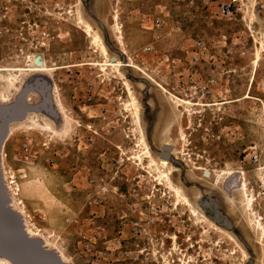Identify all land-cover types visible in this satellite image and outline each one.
<instances>
[{
	"label": "rangeland",
	"instance_id": "1",
	"mask_svg": "<svg viewBox=\"0 0 264 264\" xmlns=\"http://www.w3.org/2000/svg\"><path fill=\"white\" fill-rule=\"evenodd\" d=\"M263 33L264 0H0V102L22 90L40 102L44 73L20 71L42 58L67 114H31L0 152V183L29 227L73 264H264L252 225L264 224ZM95 36L133 67L104 69ZM196 42L208 50L193 67ZM142 137L157 162L174 147L169 174L205 220L160 179Z\"/></svg>",
	"mask_w": 264,
	"mask_h": 264
},
{
	"label": "bare ground",
	"instance_id": "2",
	"mask_svg": "<svg viewBox=\"0 0 264 264\" xmlns=\"http://www.w3.org/2000/svg\"><path fill=\"white\" fill-rule=\"evenodd\" d=\"M235 1H239V0H235ZM82 24V23H81ZM86 29L88 32H91L92 31V27L88 24H86ZM90 35V33H88ZM92 34V33H91ZM94 41L97 43V44H101V48H102V52L104 54V56L107 58V62L104 66V69L106 67H114V68H117V69H120L122 67H133L131 64H123L122 62L120 61H111L110 60V56L108 55V52L107 50L104 48L103 46V43L101 41V38L99 36H95L94 38ZM262 45L264 46V33H263V38H262ZM99 46V45H97ZM100 47V46H99ZM102 54V53H101ZM257 56V59L256 60H259L261 58V54L259 52H257L256 54ZM38 60H40V64H42L41 66L36 64V66L32 69H29V70H22L20 71V75H24L26 73H31V74H38V73H44V74H49L50 73V69L45 65L44 61L42 58H39ZM98 66V65H97ZM137 67H135L136 69ZM107 69V68H106ZM138 69V68H137ZM119 71V70H118ZM5 75V74H3ZM9 76H11L10 80L11 81H14L13 77L15 76H18V74H14V73H9L7 74ZM6 75V76H7ZM4 78V77H3ZM152 80V79H151ZM16 81V80H15ZM5 82V81H4ZM153 82L155 83V86L163 93L165 94L166 96H168L179 108L182 107L183 105H193L191 104L190 102H187L175 95H173L172 93H170L164 86L163 84H160L158 83L157 81H154ZM18 83V82H17ZM16 84V83H15ZM14 88V87H13ZM129 90V96H130V102H131V105L133 106V109H134V115H135V118L137 121L140 120V115H139V102H138V99L135 97L133 91L128 88ZM53 94H54V101H55V105L57 106V112L59 113L61 119H63V121L67 122V114L61 104V101L59 100V98H57V88L56 86L54 87V90H53ZM56 96V97H55ZM7 101V100H5ZM130 107V105H128ZM51 124V123H50ZM53 129V128H52ZM13 129L11 128L10 132L12 131ZM141 141V144L144 146V150H145V156H147L149 159H151V167L152 168H155L157 170H159L160 168H164L166 169V171L164 172H161L160 173V179L165 181L167 186H169V188H171L174 192H175V195L178 199L179 202L182 203V206L186 205L188 207H192L191 206V203L190 201L188 200V198L184 195L183 191L181 190V188L177 187L173 181H172V178L169 174V171L168 169L170 168V164L168 162V160H165V159H162L160 161H156L150 150H149V147L147 146L146 142H145V139L144 137H142L140 139ZM174 149V147H173ZM173 168V167H171ZM159 172V171H158ZM204 174H208V176H204L205 178H211L212 177V172L210 171H207V170H204ZM229 174L228 172L226 171H223L221 174H219L217 176L218 180H222V177H224L225 175ZM231 175V174H230ZM247 184L246 182H244V184L241 185V187L239 188V191L244 195L243 197L246 199V207L249 209V210H252L254 208V201H255V198H250L247 194ZM172 191V192H173ZM173 192V193H174ZM10 199V205H9V208H11L13 211L17 212L19 214V216L23 219V223H24V227H25V230H26V234L28 235L29 238H39L40 240H42V243L44 244V248H46L47 251H50V252H53L55 254H57L58 256H60V258L62 259V261L65 263V264H73V262L71 261V259H69L68 257H66L64 255V253L59 250L57 247H54L52 246L48 241L42 239V237L34 232L33 229H31L27 223V220H26V217L24 216L23 212H21L17 205L14 203V199L9 198ZM178 202V203H179ZM22 204V203H21ZM192 214L193 216H198L199 218L204 219L203 216H201L199 214V212L197 210H195L193 207H192ZM255 214V213H254ZM211 225L215 226L214 224L211 223ZM254 226V228L260 233V237L261 239L264 240V224L262 223V221L258 218L254 224H252ZM232 239H234L233 237H231ZM262 241V240H261ZM0 264H12L10 261H8L7 259H4V258H0Z\"/></svg>",
	"mask_w": 264,
	"mask_h": 264
},
{
	"label": "water",
	"instance_id": "3",
	"mask_svg": "<svg viewBox=\"0 0 264 264\" xmlns=\"http://www.w3.org/2000/svg\"><path fill=\"white\" fill-rule=\"evenodd\" d=\"M38 59L36 64L41 66ZM24 116V107L20 101L11 111L0 106V152L7 136L8 123L20 122ZM173 150V146L164 145L160 153L161 158L170 160ZM9 205L10 199L0 183V258L7 259L12 264H65L60 256L44 248L42 240L28 237L23 219L9 208Z\"/></svg>",
	"mask_w": 264,
	"mask_h": 264
},
{
	"label": "crops",
	"instance_id": "4",
	"mask_svg": "<svg viewBox=\"0 0 264 264\" xmlns=\"http://www.w3.org/2000/svg\"><path fill=\"white\" fill-rule=\"evenodd\" d=\"M28 67L27 68H32L30 61L28 62ZM37 74H31L29 76H36ZM44 75V85H46L45 89L43 90V92L39 93V97H40V102L38 103L35 99V96L30 95L29 91H23L20 92L19 94H15L13 92H10V94H8L11 97V100L8 103H3L0 102V106L3 109H7L8 111L13 110V108L16 106V104L18 103V101H20L22 103V106L24 107V119L26 120L31 114H35V113H44V114H52L53 111H57V106L55 105V101H54V94H53V88H52V78L48 77L47 75ZM42 106L44 107V109L42 108ZM23 120L21 122H23ZM15 124H18V122L13 121L8 123L7 125V136L6 139L4 141V146L5 144H7V142L11 139V134H10V130L15 129Z\"/></svg>",
	"mask_w": 264,
	"mask_h": 264
},
{
	"label": "built area",
	"instance_id": "5",
	"mask_svg": "<svg viewBox=\"0 0 264 264\" xmlns=\"http://www.w3.org/2000/svg\"><path fill=\"white\" fill-rule=\"evenodd\" d=\"M220 16L222 18H228L230 15H232L233 13L231 12V8L229 5H224L222 6V8L220 9ZM164 26V21L163 19H157L154 24H153V29H156L158 30L157 32V36H158V39L161 38V34H160V29L163 28ZM27 30L29 32H33V33H36L37 35V38L38 39H41L42 41H45L47 39V32L45 30V28L35 24L33 26H30L29 28H27ZM41 46H44L45 47V43H41ZM212 49V48H211ZM154 48L153 47H148L146 49V52L147 53H151L153 52ZM208 48H207V45L204 44V43H201V42H196L195 45L193 46V49L192 51L189 53L188 55V61H189V64L193 67L197 66L200 61H201V56L203 54H205L207 52ZM213 50H216V53L220 52L221 51V47L216 45L213 47ZM94 205L95 206H98V202H94ZM139 230L135 229V232L133 233V236L134 237H138L139 236Z\"/></svg>",
	"mask_w": 264,
	"mask_h": 264
},
{
	"label": "flooded vegetation",
	"instance_id": "6",
	"mask_svg": "<svg viewBox=\"0 0 264 264\" xmlns=\"http://www.w3.org/2000/svg\"><path fill=\"white\" fill-rule=\"evenodd\" d=\"M30 61H31V63H32V66H34V64H33V62H32L33 60H30ZM89 101H91V99H90ZM172 238H173V237H171L170 239L173 240Z\"/></svg>",
	"mask_w": 264,
	"mask_h": 264
}]
</instances>
